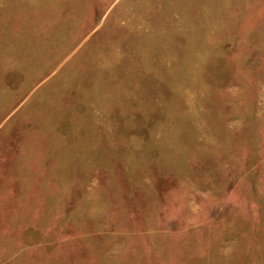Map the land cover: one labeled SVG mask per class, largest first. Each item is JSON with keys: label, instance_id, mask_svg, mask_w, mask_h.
I'll return each mask as SVG.
<instances>
[{"label": "rangeland", "instance_id": "374dc122", "mask_svg": "<svg viewBox=\"0 0 264 264\" xmlns=\"http://www.w3.org/2000/svg\"><path fill=\"white\" fill-rule=\"evenodd\" d=\"M0 264H264V0H0Z\"/></svg>", "mask_w": 264, "mask_h": 264}]
</instances>
